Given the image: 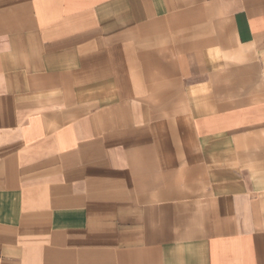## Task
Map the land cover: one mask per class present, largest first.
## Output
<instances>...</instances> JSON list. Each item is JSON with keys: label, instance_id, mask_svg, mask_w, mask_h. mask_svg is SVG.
<instances>
[{"label": "crops", "instance_id": "crops-1", "mask_svg": "<svg viewBox=\"0 0 264 264\" xmlns=\"http://www.w3.org/2000/svg\"><path fill=\"white\" fill-rule=\"evenodd\" d=\"M0 264H264V0H0Z\"/></svg>", "mask_w": 264, "mask_h": 264}]
</instances>
